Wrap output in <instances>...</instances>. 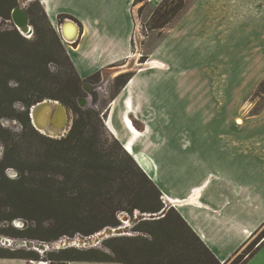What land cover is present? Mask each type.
<instances>
[{
    "label": "crops",
    "instance_id": "1",
    "mask_svg": "<svg viewBox=\"0 0 264 264\" xmlns=\"http://www.w3.org/2000/svg\"><path fill=\"white\" fill-rule=\"evenodd\" d=\"M135 1L39 0L55 29L76 23L77 38L64 44L80 78H113L143 57L109 97L104 128L159 188L164 209L173 207L223 262L264 225V106L250 114L249 100L264 79V0H185L139 51ZM244 264H264V240Z\"/></svg>",
    "mask_w": 264,
    "mask_h": 264
},
{
    "label": "trees",
    "instance_id": "2",
    "mask_svg": "<svg viewBox=\"0 0 264 264\" xmlns=\"http://www.w3.org/2000/svg\"><path fill=\"white\" fill-rule=\"evenodd\" d=\"M0 4V16L8 17V11L16 6V0H2ZM34 9L28 8L30 22L34 26L35 39L27 41L19 31L15 29L5 30L2 35L1 46L5 49V59L0 69V115L4 110L12 105L16 99H21L24 104L23 115L20 117L23 127L30 122L28 113L29 107L37 101L42 100L45 96L60 99L67 104L77 115L72 122V126L66 136L61 138H52L39 133L36 129L35 135L49 141L55 145L56 151L46 152L44 160L54 161L58 165L57 176L44 174L39 184L31 185L34 190L32 202L41 207V211H46L54 216V223L44 227L36 224V228L50 232L47 236H39L45 241H53L62 235L73 237L77 232L83 236L90 235L105 226H118L119 219L116 216L118 210H127L129 213L135 209L141 212L164 213L161 217L143 218L139 220L135 230L142 234L135 235L131 238L108 237L102 243L106 245L111 253L97 248L66 246L48 250L45 254L49 262H59L67 264L69 261H105V262H122L131 264L119 257V252L124 251L121 245L124 239H129L137 245V250L144 255L149 264H224L229 261L230 256L225 261H220L214 253L209 250L200 238L181 218L179 213L173 208L164 209V204L160 198L161 193L154 182L139 168L132 156L122 147L120 142L113 138L115 147L117 146L121 154L115 153L113 147L106 150H100L95 146L94 137L88 135L89 120L93 117L98 118L95 110H80L76 103L78 95V85L82 84V78L75 71L68 54L67 59L72 70V81L66 84L69 88L65 94L47 93L41 87V74H49L45 62L38 60V53L35 52L39 46H47L48 54L50 47L47 45V31L50 30L57 46L60 47L62 40L58 32L45 15L39 0H35ZM184 0H161L151 15L149 27L151 29H162L170 23L183 9ZM39 9L42 17H35V10ZM7 12V13H6ZM43 21V23L41 22ZM159 33H161L159 31ZM23 41L34 47L30 55L25 53L13 54L18 51V44ZM53 53V52H52ZM27 59L32 61L27 68ZM29 69L31 76L28 78L27 85L17 78V74ZM36 70L35 72H33ZM132 72L127 71L120 73L115 77V91L124 85L131 77ZM11 78L18 79L16 86H10ZM43 78V77H42ZM100 72L90 75L89 82H98ZM258 86H263L264 79ZM114 91V92H115ZM36 93V94H35ZM260 109H254L251 114H255ZM32 126V125H31ZM33 127V126H32ZM0 130H3L0 127ZM2 137V136H1ZM48 153V154H47ZM127 161V164H125ZM7 152L0 160V183H7L14 187L18 192H23L29 187L25 176V170L19 169L20 176L16 179H8L3 171L6 167L11 166ZM47 165V163L45 164ZM124 175L126 178L125 190L133 191V199L128 200L125 204L121 200H112L110 195L103 198V189L111 183L109 178L116 175ZM127 178L129 180H127ZM73 186L78 192L73 191ZM85 191L82 193V191ZM99 194H102L101 211L91 212L82 210L84 205H95V200ZM15 215L7 219L14 218ZM33 229L26 226L23 229L12 228L10 235L27 237L28 231ZM35 229V228H34ZM264 240V231L261 232L247 247L237 255L229 264H244L247 259L256 251ZM0 257L22 258V259H39L40 254L32 249L9 248L0 246Z\"/></svg>",
    "mask_w": 264,
    "mask_h": 264
},
{
    "label": "rangeland",
    "instance_id": "3",
    "mask_svg": "<svg viewBox=\"0 0 264 264\" xmlns=\"http://www.w3.org/2000/svg\"><path fill=\"white\" fill-rule=\"evenodd\" d=\"M36 1L35 0H16V5L23 6L26 10L30 7V9H34ZM185 3V0H184ZM0 4H3V1L0 0ZM4 5V4H3ZM157 4H152L148 1L136 0L133 6L134 16L136 18V33L134 34L135 45L134 48H137L139 51V42L142 38L150 34H161L162 29H151L149 27V23L151 22V15L155 9ZM185 7V6H184ZM182 12V11H181ZM180 12V13H181ZM7 13V12H6ZM10 13L8 11V17L0 16V34L5 30L15 29L12 22L10 21ZM179 13V14H180ZM178 14V15H179ZM177 15V16H178ZM35 17H42V14L39 9L35 10ZM43 23V21H41ZM32 25V24H31ZM33 34L24 35L19 32L27 41H32L35 39L34 26ZM53 27V26H52ZM47 31V45L50 47V54H48L47 46L45 48L38 47L35 49V52L38 53V60L40 62H45L46 67L49 71V74H43L40 69H37L41 74V87L44 88L47 93H56V94H65L69 88L65 87L66 84L71 83L72 81V70L69 66V61L67 59V49L65 44L62 42L60 47L57 46L55 42V38L49 29L46 28ZM57 31V26H56ZM2 35H0V69L2 68V62L5 59V49L1 46L2 43ZM18 51H13V54L25 53V55H30L31 51L34 49L32 45L27 42L21 41L18 46H16ZM53 52V53H52ZM138 61V62H137ZM143 57H139L137 60L126 62L125 66L128 70L137 65L144 63ZM29 63L32 64L30 59H27V68L29 67ZM119 65V64H118ZM118 69L113 70L118 71ZM34 70L33 72H35ZM121 72V73H124ZM109 73V72H108ZM120 74V73H118ZM114 75L113 78L105 79L102 77V73L100 72V79L98 82H91L92 84L98 85L97 88V98L92 99L90 95L82 88L81 83L78 85V95L76 96V103L80 110L86 111L88 109L95 110L98 113V118L93 117L89 120L88 125V135L94 137L95 146L100 150H106L113 147V151L115 153L121 154L119 148L114 145L113 138L104 128L103 125V114L102 111L105 109L109 97L115 91V77L118 75ZM19 80L23 82V85H27L28 78L31 76L30 70L25 69L22 73L16 75ZM43 77V78H42ZM106 77V76H105ZM109 77V74L107 75ZM18 79L11 78L9 81L10 86H16L18 84ZM87 79H82V82ZM88 81V80H87ZM36 94V93H35ZM81 97L86 98V103L80 104L78 99ZM44 98L55 99L64 106L67 112V125L71 128L72 122L74 118H76V114L71 110V108L62 102L58 98L45 96ZM43 98V99H44ZM249 100L251 101V112L255 109H261L264 106V91L263 86H257V88L251 93ZM24 109V104L21 99H16L12 105L4 110L5 113L0 115V127L3 130H0V160L3 159L5 153L9 156L10 162H12L11 166H8L4 169L3 173L5 177L8 179H16L20 176L19 169L22 168L25 170L23 176H25V180L29 187L25 188L23 192H18L14 187L7 183H0V237L6 238L10 240V245L3 244L0 242V246L9 247V248H25L35 250L40 254L39 259H30L33 263L39 264L38 261H46L49 264H61L59 262H49L46 260V252L48 250L56 249L62 247V244L65 240L71 239L72 241L81 243L82 240H85V246L90 247L94 246L97 248H101L111 253V250L102 243L105 238L108 237H120L123 236L125 238H131L135 235L142 234L135 230L139 220L146 217L143 213L149 212H141L138 209H135L131 213L127 210H118L116 212V216L120 221V224L115 227H120V233H116L114 235H108L104 237L99 242L97 241V234L101 232L106 227L113 226H105L104 228L91 233L90 235L83 236L80 233H76L73 237H69L66 235L60 236L58 239L53 241H45L40 239L39 236H47L50 232H47L41 229L42 226L46 227L49 224L54 223V216L46 211H41V207L36 203L32 202V198L34 190L31 185L39 184L42 180L44 174L55 175L58 169L57 163L54 161H45L44 155L46 152L56 151L55 145L50 143L49 141L43 140V138L35 135L33 130L35 131V127L31 123V121L26 126L23 127L22 122L20 121V117L25 115L22 113ZM33 127H32V126ZM37 130V129H36ZM70 130V129H68ZM38 131V130H37ZM43 134L42 132L38 131ZM69 132V131H68ZM67 132V133H68ZM64 136H66V134ZM47 136L46 134H43ZM2 136V137H1ZM63 136V137H64ZM61 138V137H60ZM58 139V138H57ZM48 154V153H47ZM47 163V165H45ZM127 164V161H125ZM59 178V177H58ZM111 183L107 185V189H103V198L107 195H110L112 200H121L123 204H125L128 200L133 199V191L125 190V180L124 175H120L116 173L113 177L109 178ZM127 180H129L127 178ZM73 191L70 193L78 192V189L73 186ZM85 191L83 190L82 193ZM102 194H99L95 200V205H84L82 210L84 212H100V206L102 203ZM14 216V218L7 219L9 216ZM160 217V214L158 213ZM149 217V216H148ZM42 225L36 228V224ZM31 226L33 229L28 231L27 237H20L10 235L9 232H13L12 228L15 229H23L26 226ZM35 228V229H34ZM264 231L263 227L250 239V241L245 244L242 248H240L232 258L224 264H229L237 255L242 253V251L249 245L257 235ZM143 235V234H142ZM121 245L124 246V251L119 252V257L128 261L131 264H149L145 259L144 255L138 252L137 245L132 243L129 239H124ZM44 263V262H43ZM42 264V263H41Z\"/></svg>",
    "mask_w": 264,
    "mask_h": 264
},
{
    "label": "water",
    "instance_id": "4",
    "mask_svg": "<svg viewBox=\"0 0 264 264\" xmlns=\"http://www.w3.org/2000/svg\"><path fill=\"white\" fill-rule=\"evenodd\" d=\"M10 21L12 22L13 26L22 34L24 35H31L33 34V27L31 25L30 22V16L27 12V10L21 6V5H16L11 9V13H10ZM67 23H71L72 25H74L76 31L78 32V28L76 23L72 20V19H65L63 22L60 23V28L67 24ZM59 29V27H58ZM61 35V34H60ZM64 39V37H62ZM67 38V37H66ZM64 39L65 41L69 42L68 39ZM82 88L90 95V97L94 100L97 98V88L98 85L96 84H92L91 82L84 80L81 84ZM46 99H48V101H50V103L52 105H60L62 106V104H60V102L58 100L55 99H50V98H44L40 101L35 102L34 104H32L29 109H28V113H29V117H30V121L33 124V126L40 131V128H46L44 123H40V122H36L35 121V117H34V109L36 110L35 105H37L38 103H41L43 101H45ZM79 103L82 105L84 103H86V98L85 97H81L78 99ZM64 107V106H63ZM42 126V127H41ZM70 129V127H68L67 124H64V122L62 121V125L61 127L58 129V131L56 133H51L48 131L42 132L43 134H46L49 137L52 138H60L63 137L65 135V133H67ZM41 132V131H40ZM147 218H150V216L156 218L159 217L157 213H143ZM149 216V217H148ZM145 217V218H146ZM103 234L100 235V237H98L97 241L99 242L101 239H103L104 237H107L108 235H114L116 233H120V229L118 227H106L102 230ZM0 242H3V244H8L7 246L10 245V240L6 239V238H1L0 237ZM85 240H82L81 243L72 241L71 239L65 240V242L62 244V247H66V246H76V247H86L85 246Z\"/></svg>",
    "mask_w": 264,
    "mask_h": 264
},
{
    "label": "bare ground",
    "instance_id": "5",
    "mask_svg": "<svg viewBox=\"0 0 264 264\" xmlns=\"http://www.w3.org/2000/svg\"><path fill=\"white\" fill-rule=\"evenodd\" d=\"M69 25L73 27V31H71L68 34L66 32V29H68ZM58 27H59L60 34L62 37H64V39L67 37L66 39H68L69 42L75 41V39L78 36V32L76 31L74 25H72L71 23H67L60 28V24H59ZM35 107H36V110L34 109V114H35L34 117L36 118L35 121L46 124L45 129L41 126L42 127L40 128L41 132L48 131L51 133H56L58 129L61 127L62 121L64 122V124H67V112L63 106L52 105L50 101L46 99L45 101L35 105ZM52 108L55 109L54 110L55 114L52 117V121H51L52 123H51L50 116L52 114ZM58 108H61L62 110L58 111L57 110ZM44 118H45V122H44ZM46 118H48V120H46ZM238 122H241V120L238 119ZM118 228L120 229V227ZM101 234H103L102 231L97 234V237Z\"/></svg>",
    "mask_w": 264,
    "mask_h": 264
},
{
    "label": "built area",
    "instance_id": "6",
    "mask_svg": "<svg viewBox=\"0 0 264 264\" xmlns=\"http://www.w3.org/2000/svg\"><path fill=\"white\" fill-rule=\"evenodd\" d=\"M57 31H58V26H57ZM58 34H59V33H58ZM60 37H61V36H60ZM61 40H62L63 43H70V42L65 41L62 37H61ZM134 41H135V40H134ZM43 262H44V263H43ZM38 263H39V264H41V263H42V264H49V263H47L46 261H38Z\"/></svg>",
    "mask_w": 264,
    "mask_h": 264
},
{
    "label": "flooded vegetation",
    "instance_id": "7",
    "mask_svg": "<svg viewBox=\"0 0 264 264\" xmlns=\"http://www.w3.org/2000/svg\"><path fill=\"white\" fill-rule=\"evenodd\" d=\"M54 110H55V109L52 108V114H51V116H50V122L52 121V117H53V115L55 114V113H54ZM57 110H58V111H59V110L61 111L62 109H61V108H58ZM48 113H50V112H48ZM46 120H48V118H46ZM44 122H45V118H44ZM51 123H52V122H51Z\"/></svg>",
    "mask_w": 264,
    "mask_h": 264
}]
</instances>
